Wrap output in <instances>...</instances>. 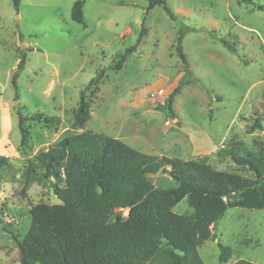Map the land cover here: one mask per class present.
I'll list each match as a JSON object with an SVG mask.
<instances>
[{
    "label": "rangeland",
    "instance_id": "rangeland-1",
    "mask_svg": "<svg viewBox=\"0 0 264 264\" xmlns=\"http://www.w3.org/2000/svg\"><path fill=\"white\" fill-rule=\"evenodd\" d=\"M75 1L21 0L17 10L14 0H0V154L9 158L0 170V264H21L17 238L31 226V208L61 202L50 181L27 185L25 174L41 151L69 135L90 129L142 152L205 160L245 176L252 173L221 150L232 141L264 146V127L251 129L259 116L264 125V0H168L178 20L163 6L148 9L147 0H83L85 23L72 18ZM183 26L191 76L171 115L158 104L183 75ZM24 53L17 93L12 79ZM102 69L88 93L91 118L76 126L81 92ZM20 112L28 117L26 134ZM151 178L159 187L172 183L163 171ZM174 211L193 209L183 200ZM212 231L199 247L206 264H264V209L228 208ZM219 243L233 249L227 262Z\"/></svg>",
    "mask_w": 264,
    "mask_h": 264
},
{
    "label": "trees",
    "instance_id": "trees-1",
    "mask_svg": "<svg viewBox=\"0 0 264 264\" xmlns=\"http://www.w3.org/2000/svg\"><path fill=\"white\" fill-rule=\"evenodd\" d=\"M20 1L14 0L17 10ZM147 1L148 9L163 6L172 19L178 20L168 0ZM72 18L85 23L83 0L73 4ZM184 35L183 26L177 41L185 65L183 75L158 104V109L171 115L175 114V97L191 76L183 49ZM136 47L120 55L119 62H124ZM25 63L24 53L12 79L17 93V79ZM103 72L81 92L76 126L84 127L90 120L88 93L95 92ZM31 118L43 120L38 115ZM27 119L20 112L19 126L24 134ZM263 127L259 116L251 129ZM221 152L236 165L246 166L252 176L218 170L205 160L142 152L120 138L90 129L63 138L28 164L25 183L50 181L61 202H41L31 208V226L17 238L21 264H206L199 247L212 238L213 227L228 208L264 209V146L252 150L242 141H232ZM8 165L9 158L0 154V170ZM160 171L172 178L170 185L159 187L153 182L151 174ZM183 200H187L192 213L174 211ZM121 209H128V215L124 216ZM219 246L220 260L227 262L233 249L223 243ZM236 264L257 263L240 259Z\"/></svg>",
    "mask_w": 264,
    "mask_h": 264
}]
</instances>
